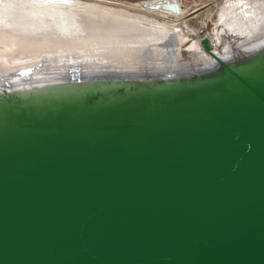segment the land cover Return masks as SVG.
I'll return each mask as SVG.
<instances>
[{
	"label": "water",
	"instance_id": "1",
	"mask_svg": "<svg viewBox=\"0 0 264 264\" xmlns=\"http://www.w3.org/2000/svg\"><path fill=\"white\" fill-rule=\"evenodd\" d=\"M200 41L0 75V264H264V35Z\"/></svg>",
	"mask_w": 264,
	"mask_h": 264
},
{
	"label": "bare ground",
	"instance_id": "2",
	"mask_svg": "<svg viewBox=\"0 0 264 264\" xmlns=\"http://www.w3.org/2000/svg\"><path fill=\"white\" fill-rule=\"evenodd\" d=\"M211 5L190 18L196 10L189 12L184 0H143L134 6L111 0H0V75L73 65L176 67L213 59L202 36L220 54L231 49V39L264 35V0H212ZM195 17L198 24L191 20ZM202 25L207 29L199 35Z\"/></svg>",
	"mask_w": 264,
	"mask_h": 264
},
{
	"label": "rangeland",
	"instance_id": "3",
	"mask_svg": "<svg viewBox=\"0 0 264 264\" xmlns=\"http://www.w3.org/2000/svg\"><path fill=\"white\" fill-rule=\"evenodd\" d=\"M111 1H117V2H123L125 4H129L134 6V4H137V2L139 1H143V0H111ZM185 5L188 7L189 12H192L194 10H197L196 12H194L193 14L191 13L190 15H188V17H192L195 13H200L205 11L206 9H208V7H212L214 8V5L212 4V0H184ZM139 4V3H138ZM214 6V7H213ZM200 19V17H195L192 18L191 20L195 21L196 24H198V20ZM225 19V18H224ZM215 20H212L209 22V28H213L215 25ZM213 25V26H212ZM221 25V24H220ZM200 26V25H198ZM227 35V34H226ZM224 39V43L226 42L225 38ZM230 40V38H229ZM235 43L234 40L231 39V44ZM178 47V46H177Z\"/></svg>",
	"mask_w": 264,
	"mask_h": 264
},
{
	"label": "built area",
	"instance_id": "4",
	"mask_svg": "<svg viewBox=\"0 0 264 264\" xmlns=\"http://www.w3.org/2000/svg\"><path fill=\"white\" fill-rule=\"evenodd\" d=\"M197 11V10H196ZM198 14H200V13H198ZM207 29V26L206 25H202L201 26V28H200V32H199V35L201 34V35H203L204 33H205V30ZM202 38H203V36H202ZM201 38V39H202Z\"/></svg>",
	"mask_w": 264,
	"mask_h": 264
}]
</instances>
